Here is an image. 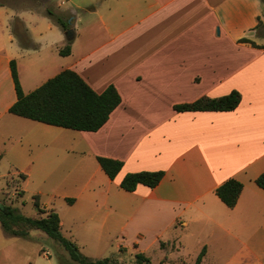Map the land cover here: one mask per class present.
<instances>
[{"label":"crops","instance_id":"obj_1","mask_svg":"<svg viewBox=\"0 0 264 264\" xmlns=\"http://www.w3.org/2000/svg\"><path fill=\"white\" fill-rule=\"evenodd\" d=\"M103 1L95 0L94 9L86 3L58 14L74 31L70 42L66 31L44 17L37 22L21 15L13 29L0 27V168L27 178L36 169L46 172L54 153L63 159V153H78L84 175L67 186L77 194L72 205L104 201L113 208L107 218L87 214L88 220H70L67 236L79 250H99L110 237H119L116 248L125 252L127 241L138 252L147 241L159 252L176 242V250H184L181 235L169 241L164 232L201 224L194 240L197 256L205 250L200 264L212 252L221 254V264H264V191L254 183L264 172V49L259 48L264 47V3L108 0L103 6ZM78 10L88 12L86 20ZM64 45L70 53L61 56ZM11 61L24 94L71 70L98 94L114 86L121 102L98 131H77V150L54 148L53 126L8 113L16 101ZM232 91L240 102L230 112L173 110ZM96 157L123 163L113 180ZM142 171L164 176L152 189L119 188L126 174ZM229 179L243 186L232 209L214 193ZM34 196L42 209L55 212ZM94 220L92 231L88 222ZM165 256L159 264L172 262Z\"/></svg>","mask_w":264,"mask_h":264},{"label":"rangeland","instance_id":"obj_2","mask_svg":"<svg viewBox=\"0 0 264 264\" xmlns=\"http://www.w3.org/2000/svg\"><path fill=\"white\" fill-rule=\"evenodd\" d=\"M94 1L95 0H0V27L6 24L13 29V23L21 15L27 21H29V18L37 22L41 21L43 17L50 19L48 15L49 12L55 17H60L61 20L69 26L70 22L64 21L58 14L62 11L72 9L74 5L84 6L86 3L88 7L94 9V3H96ZM89 2L93 3V5L89 6ZM107 3L108 0H105L102 5L104 6ZM30 10L32 11L30 12ZM78 13L85 20L89 16L88 12H81L78 10ZM63 47L67 48L68 46L64 45ZM52 128V133L54 134V148L58 144L60 150H65L66 148L72 150L76 148L77 150L76 134H79V132L56 127ZM63 156L65 157L64 159L61 158L60 155L54 153V156L46 163L48 167L46 172H40L39 169H36L27 178H22L18 173L12 171L7 172L8 170L6 167L0 168V206H12L16 209L18 214L26 218H36L39 217V215L33 204V196L38 194L42 207L46 206L47 208H52L61 216L63 227L60 229V234L65 239L75 244V242L67 236L68 234L66 232L71 219L78 218V220H81L86 218L88 220L89 217H87V214L91 216L98 214L106 216L107 218L109 214L113 213V208L108 204H103L104 201H99L98 204L95 205L90 204V206L84 205L82 200H78L73 205L67 202V199L76 201L74 195H77L76 192H69L67 190L68 184L72 182L76 183V180L80 179L84 173L77 164V160L82 159L76 151L69 155L63 153ZM20 192H23V194ZM88 223H90V228L88 229L95 231L94 227L98 225V222L94 220V222L89 221ZM108 223H110V220H108ZM76 229H78V227H76ZM181 229L183 232H180ZM80 230H82V228H80ZM117 230L118 228L116 232ZM202 230L203 227L201 224H189L185 229L176 226V229L171 228L164 232V237L169 241H173L176 235H181L180 242H182V245L184 243L186 245L184 250L180 249L177 251L176 248L178 247L176 245H178V242H176V248L169 246L165 251L159 252L157 247L149 245L150 242L147 241L142 246L143 251L138 252L136 250L137 246H133L127 241L125 243L123 242L125 247H127L125 252L124 250L116 248L117 243L121 241L120 238L110 237L106 240L105 246L101 247L99 250H92L90 247H87L85 250L80 249L79 252L93 261L113 258L115 264H134L133 262L136 254L144 255L150 260L151 264H159L161 257L164 255L172 261L167 264H193L197 256V246L194 244V240L200 238V232ZM219 255L221 254L212 252L210 254V259L204 264H221L220 260L217 259ZM213 256L216 257L215 260H213ZM0 264L76 263L71 261L68 253L59 242L46 236L42 232L30 231L27 238L13 237L5 233L0 224Z\"/></svg>","mask_w":264,"mask_h":264},{"label":"trees","instance_id":"obj_3","mask_svg":"<svg viewBox=\"0 0 264 264\" xmlns=\"http://www.w3.org/2000/svg\"><path fill=\"white\" fill-rule=\"evenodd\" d=\"M261 2L264 3V0ZM48 15L63 31L67 30L68 26L60 17H55L50 12ZM240 42L259 47L246 39H241ZM259 48L264 49V47ZM69 53L68 47L59 51L61 56ZM10 73L16 101L8 109V113L45 125L79 132H96L108 121L112 111L121 102L114 86L110 85L98 94L71 70L61 71L28 94L22 92L13 61L10 62ZM239 102L240 94L232 91L220 98H200L192 103L175 105L173 110L176 112H230L236 109ZM96 161L110 180L116 177L123 165L121 161L104 157H96ZM163 176L162 171L128 173L120 181L119 188L125 192L135 191L138 185L152 189L160 183ZM254 183L264 191V172L256 178ZM242 187L240 182L229 179L218 186L214 193L227 208L232 209L238 201ZM67 202L72 204L73 199H67ZM33 204L39 217L26 218L18 214L12 206H0V224L4 232L13 237L27 238L30 231H40L59 242L71 261L76 264H115L113 258L93 261L83 256L73 242L60 234L58 214L42 209L37 196H34ZM43 214H45L44 217ZM204 253L205 250L202 249L194 264L201 263ZM133 263L150 264V260L142 254H136Z\"/></svg>","mask_w":264,"mask_h":264},{"label":"water","instance_id":"obj_4","mask_svg":"<svg viewBox=\"0 0 264 264\" xmlns=\"http://www.w3.org/2000/svg\"><path fill=\"white\" fill-rule=\"evenodd\" d=\"M74 32L71 29L66 30L64 38L67 42H70L73 39Z\"/></svg>","mask_w":264,"mask_h":264}]
</instances>
